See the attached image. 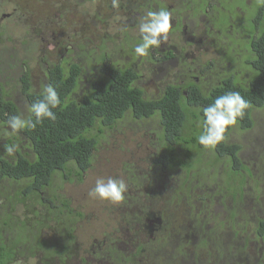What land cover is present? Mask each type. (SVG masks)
Instances as JSON below:
<instances>
[{"label": "flooded vegetation", "instance_id": "obj_1", "mask_svg": "<svg viewBox=\"0 0 264 264\" xmlns=\"http://www.w3.org/2000/svg\"><path fill=\"white\" fill-rule=\"evenodd\" d=\"M0 1H2L1 4H4L3 0ZM67 1L63 0L61 7L67 5ZM216 1L119 0L118 7L114 8L111 5L107 11L102 13L91 11L95 15L86 19L87 24L89 22L94 24L95 20L98 22L101 20V23L105 22L108 16L117 20L107 23L108 29L112 28V34L108 35V30L104 29L105 32L96 48L98 50L97 63L91 70L96 73L97 66L103 67L106 64L120 69H131L136 74L132 85L141 89L145 99L158 98L169 87L178 88L183 97L187 96V91H193V87H201L203 91H209L213 85L220 84L222 70L216 69L217 58L214 56L215 54L219 55L220 51L217 47L219 41L225 42L224 40L227 39V42L232 44L234 42L232 38L237 39L238 37L242 40L248 38L251 33L250 29L246 27L244 12H241V18L231 21V17L236 18L235 11H233V16L227 7L234 4L236 0H221L218 4ZM8 2L12 4L11 11L0 12V30L2 27L5 28L2 25L4 23L2 20H10L16 16L12 25L14 29H19L23 34L14 38L13 43L22 49V43L25 41L24 46L27 45L26 47L29 48V45L35 44L33 42L35 39H38L39 42V38H41L47 44L46 47L39 43L40 51L44 54L40 57L44 61V66L42 68L43 79L36 83V90H40L41 86H45L51 79L52 73H49L48 69H53L64 59L67 60L65 65H70L73 62L81 63L75 59L72 60L69 54L74 53L73 45L82 47L81 43L84 42L86 45L91 42L89 39L83 38L80 43L79 41H69L67 30L65 31L61 24L56 23L54 13H42L41 15L46 17L40 20L37 15L26 10L16 0H8ZM39 2L53 9L56 0H50V2L39 0ZM248 4L250 3L248 2ZM225 5L227 6L225 7ZM161 8L168 9L173 14L168 40L159 47L151 49L147 56H137L134 47L140 42L137 28L139 18L147 10ZM59 11L60 14L71 15L72 13L71 9ZM73 27L74 25L72 29ZM93 27L96 28L94 25ZM89 28L87 26V29ZM80 29L83 27L78 26L75 30ZM233 32H235L234 36L231 35ZM8 37L7 34L4 36L5 42ZM109 37H111L113 50L107 46ZM3 44L4 42L0 45ZM17 50L19 51L13 45L11 49L0 47V62L5 59L7 63H11L10 67H16L14 70L20 75L24 71H28L34 85L30 64L27 60L25 61L22 53L16 52ZM113 51H116L118 57L114 56ZM38 54H40L39 50ZM12 57L16 59L15 62H10ZM52 57L58 60H53ZM7 68L9 66L7 67L5 64L0 65V73L4 70L7 71L5 75L0 74V84L5 86L6 98H10L18 109L24 110L27 107L24 95L18 92L10 94L11 84L15 78H11V72ZM214 70L216 73L210 74ZM83 76H85L84 73ZM86 78L87 76L85 80ZM85 82L87 85V81ZM181 103L187 113V125L183 130V137H169L156 113L149 118L137 119L140 121L141 119L154 118L155 123L158 124V131L153 132L150 142L138 143V145H143V152L138 155L137 161L134 158L133 164H130L131 169L127 177L122 178L128 185L125 199L120 203H109L101 207V210L106 208L109 210V214L113 215L108 218L106 223H101L100 232L104 233V238L100 240L93 238L90 242V251L81 248V241L75 233L81 219L87 217L86 213L74 209L70 199H67L71 208L69 211L64 208L57 210L56 202L50 200L57 194L53 187L58 190L63 187L60 184L62 178L51 177L49 184L43 183L42 187H37L31 178L12 179L0 174V264H90L88 256L107 260L106 262L109 264H148L147 248L152 247V244L164 249L166 255L177 257V254L185 248L182 246L187 241L191 245L195 243L198 247L201 246V249L206 252L207 259L195 264H245L249 262L250 258L255 264H264V238L257 236L254 230L257 221L264 219V215L256 219L254 216L256 211L261 210L259 204L262 197L258 190H253L252 187L250 189L253 192V198L247 199L245 194L248 188L245 187L248 177H243L244 175L240 172L242 166L247 165L242 160V144L229 140L230 131H228L225 141L240 145L237 153L242 163L237 172H240V175L234 174L233 166H231L229 180L226 181L228 177H225L221 187L217 185L214 190L213 188L210 191L203 189V192L199 193L201 186L196 187L195 184L199 182L200 175L205 169L221 162L223 172L227 176L228 170L225 169L230 159L227 155L218 154L211 148L200 145L197 137L190 140L189 137L193 133L199 134L202 130L199 119L201 113L197 110L199 103L189 104L186 98L181 99ZM128 118L133 119L130 116ZM6 127H4V131ZM19 136L2 134L0 157L9 162H14L19 154L29 160L33 158L27 141ZM184 138H188V140L180 142ZM102 139L103 137L100 141ZM12 143L17 144L18 148L12 156H9L4 149L5 145ZM168 150L174 151L180 158L182 156L186 161V166L177 165L167 170L161 165H156V157L163 160ZM187 150L189 153L184 154L183 152ZM205 158L211 160V163L205 165L208 168L201 171L198 166L200 161ZM138 161L142 172L135 170V164ZM188 166L191 168L186 171L185 168ZM90 169L87 168L81 176H75L72 181L67 182L70 184L74 181L82 182L84 177H88L86 172ZM99 169L98 166L97 174L89 175V177H96ZM105 170L106 167H103L101 173H104ZM168 175L170 177H163ZM156 177H159V180L163 179V182L155 184ZM225 181L236 187L231 188V184L228 187ZM40 188L42 191H39ZM38 193L41 194L40 197ZM58 194L61 195L60 192ZM226 196L230 197V201H225L231 205L226 215L228 219H220L216 230L215 227L211 229L207 226L203 227L201 224L195 226L194 221L199 220L197 219L198 215L202 216L209 210L211 211L213 204L218 205L219 199ZM44 198L49 199L48 204L42 201ZM225 201L219 204L223 205ZM240 205L242 208L248 209V214L254 216L253 220L255 221L252 224V229H249L247 225L243 226L237 223L236 216L242 211ZM179 208L182 210L172 211ZM247 216L249 220L250 217ZM198 226L199 228H197ZM185 229L188 230V233L183 232ZM190 230L192 231L190 232ZM249 230L252 233L251 238H248ZM157 233H159L163 246L159 244L158 240L151 241L155 239ZM81 250L83 253H80ZM249 252L254 255L248 258ZM87 253L89 255H86ZM197 254L200 255L199 250H197ZM237 254L238 256H236ZM210 255H212V259L208 258ZM234 256L236 257L233 258ZM231 258L233 259L229 260Z\"/></svg>", "mask_w": 264, "mask_h": 264}, {"label": "trees", "instance_id": "obj_2", "mask_svg": "<svg viewBox=\"0 0 264 264\" xmlns=\"http://www.w3.org/2000/svg\"><path fill=\"white\" fill-rule=\"evenodd\" d=\"M249 3L245 7V10L247 9L246 27L251 33L248 38L242 40L230 36V39L234 41L232 44L219 41L217 47L220 52L215 61L216 69L219 70L217 66L222 65L225 70L220 72V84L213 85L207 92L201 87H193L194 90L187 91V96L183 97L178 88L169 87L158 98L145 99L141 89L132 85L136 74L131 69H120L106 64L103 67L97 66L96 73L91 72L89 76H83L84 65L79 62L65 65L66 59L55 65L53 69H48L52 76L46 85L50 84L57 90L61 101L60 105L53 109L57 114V119L55 121L44 120L35 129H25L15 135L11 134L12 136L20 135L27 141L33 158L29 160L19 154L14 162H9L0 157V174L12 179L31 178L37 187H42L43 183L49 184L51 177L72 181L73 177L81 176L87 168L94 167L93 161H95V152L100 148V139L105 137L104 135L109 131L122 125L121 123L127 116L140 119L149 118L156 113L169 137H183V130L187 125V113L181 103L183 98L188 99L189 104L199 103L197 110L201 113L199 119L202 128V109L213 102L215 97L229 91H238L249 102L250 107L242 118H238L236 125L241 130L252 128L254 124L252 110L264 108V0H250ZM253 7H255L254 11L248 15ZM235 15V19L241 18L236 10ZM6 34L9 37L5 40L13 45V37L4 27L0 30V44L5 42ZM23 43L22 51L27 48V45L24 46ZM245 45L247 49L245 48L243 52L239 48ZM13 47L15 48L14 45ZM237 50L240 53H237ZM16 52L23 54L18 50ZM230 52L233 54H229ZM245 53L247 55L244 59L245 69H241L238 60L242 59ZM4 64L9 66L7 69L11 72V78L16 79H13L10 94L17 92L23 94L27 100V107L24 110L18 109L10 98H6L5 86L0 84V137L5 133V122L12 115H23L25 118L30 115L29 106L40 98L44 86L40 85L41 89L36 90L28 71L20 75L14 70L16 67H10L11 63L5 61ZM226 64L228 70H226ZM191 125H193L192 122ZM198 135L193 133L189 138L190 140L195 139ZM186 140L188 138L181 139L180 142ZM225 140L211 149L229 157L235 174L242 166L237 156L240 145L227 143ZM183 153L188 154L189 152L187 150ZM155 164L169 170L177 165L185 167L186 161L174 151L168 150L163 160L156 157ZM190 168L191 166H188L185 169L188 171ZM121 171V177H127L130 173L124 166ZM156 178L155 184L163 182V179ZM228 180L229 177L226 181ZM226 181L225 184L228 186L230 183ZM53 189L57 194L50 200L56 202V209L64 208L69 211L68 200L62 195L59 196L56 187ZM39 191H42V188ZM38 196L40 197L41 194L38 193ZM48 200L44 198L42 201L47 202ZM59 213L61 214V211ZM254 230L257 236L264 238V219L257 221ZM147 263L178 264V262L175 263L172 255L171 257L166 255L164 249L156 244L147 248Z\"/></svg>", "mask_w": 264, "mask_h": 264}, {"label": "rangeland", "instance_id": "obj_3", "mask_svg": "<svg viewBox=\"0 0 264 264\" xmlns=\"http://www.w3.org/2000/svg\"><path fill=\"white\" fill-rule=\"evenodd\" d=\"M3 1L4 4H1L2 1H0L1 4L0 12L11 11L12 4H10L8 0H3ZM16 1L22 4V7H24L26 10L31 11L35 15H37V18L40 20L46 17V16H42L41 15L42 13H46V14L54 13L56 23L61 24L65 31L67 30L69 41L70 40L74 42L79 41L80 43L81 39L83 38L89 39L91 42L86 45L84 44V42L81 43L83 45L82 47H79L78 45H73L74 53L69 54V56L72 57V60L75 59L77 61H80L84 66L86 65L84 72L85 75L88 76L91 72H95L92 71L91 69L97 63V56H96L98 53V50L96 49L97 44L99 43L100 38L103 36V33L105 32L104 29L108 30V35L112 34L111 33L112 28L108 29L107 23H113L114 20L115 21L117 20L116 18L114 19V17L112 16H108L106 20L104 19L105 22L101 23L100 22L101 20L99 22L95 20L94 24L93 22H89L87 24L86 19L95 15L91 11H98L99 13L107 11L109 9V6L112 5V0H93V1H85V2L84 0L81 1L68 0L66 2L67 5H64L63 7H61V5L63 4L62 3L63 0H56L55 3L56 5L54 4L53 9L48 5L44 6L39 2V0H16ZM47 1L50 2V0ZM220 1L221 0H217L216 4H218V2ZM248 2H250V0L249 1L247 0V3ZM247 3L246 0H236L234 4H231L230 6L228 5L227 10L228 11L230 10L233 16H234L233 11L236 10L238 13H240V17L242 16L241 12H244L245 13L244 18L247 21V9L245 10V7H247ZM232 6L235 8H233ZM64 9L65 10L71 9L72 10L71 15H68V13L60 14L59 10L63 11ZM254 9L255 7H253V10H250L248 12V15L252 14ZM16 18L17 17L14 16L10 20H6V19L2 20L4 22L2 23V25L5 26L6 30L9 32L10 36L13 37V39L16 37H20V35L23 34L22 32L20 33L19 29L18 30L14 29L12 25V22H14ZM233 19L235 18L231 17V21ZM73 25L74 27L72 29ZM93 25L96 28H94ZM78 26L80 28L83 27V29L75 30L76 28H78ZM87 26H89L90 28L87 29ZM68 29H70V31H68ZM234 33L235 32L231 33V35L234 36L235 35ZM110 40L111 37L107 39V46H109V48L113 50L114 47H112V42ZM224 41L226 42L228 40L225 39ZM33 42L35 43L34 45H31L30 48L23 49V51L19 46L16 45V43H12V44L16 48L20 49L19 50L20 52H23L22 56H24L25 60H27L28 64H30L32 71V80L33 83H35L34 88L36 89L37 87L36 83L43 79L42 68L44 66V61L40 59L41 55L44 54H42V51H40L41 46L39 45V43L42 46H46V47L47 44L41 38H39V42L38 39H35ZM0 47H6L7 49H11L12 45L10 41H7L6 43L4 42L3 45H0ZM246 47L247 45H245L244 47H240L239 49L244 52L245 51L244 49ZM38 50L40 54H38ZM57 50H59V48H57ZM224 50H226V48ZM63 52H65V50H63ZM113 52L115 55L113 53L112 54L118 57L116 55V51ZM237 53H240V51L237 50ZM229 54H233V53L230 52ZM217 55L218 54L214 55L215 58H217ZM237 57L239 59L241 58V56H237ZM246 57L247 55L245 53L244 57L242 56V59L238 60L239 61L238 65L241 67V69L243 68L245 69L244 59H246ZM52 59L56 60L53 57ZM15 60L16 59L14 57L10 58V62L12 61L15 62ZM4 63H5V59H2L0 65H3ZM217 67L219 70L222 71L225 70L222 67V65H218ZM233 68L235 69V65ZM226 70H228L227 64H226ZM6 73L7 71L4 70L0 74L5 75ZM214 73H216V70H214L210 74H214ZM251 115L254 120L253 127L250 130L241 131L235 124L233 127L229 129L230 131L229 140L233 142H239L242 144V160L250 168L249 169L247 165H243L240 171L244 175L243 177L245 176L248 177L247 178L248 182L245 185V187H248L245 192V194L247 195V199L253 198L252 196L253 192L250 189V187H252L253 190L257 189L262 197V200L259 204L261 210L256 211L254 215L256 219L264 215V108L253 109ZM121 124L122 125L116 127L115 130L106 133L104 135L105 137H103V139L100 141V148L98 151L95 152V161H93L94 167L90 169L88 172H86V175L88 177H84L82 182L74 181L71 184L68 183L67 181L62 180L60 184L63 185V187L59 188V190L57 189V191L61 193L63 198L71 200L72 202L71 206L74 209L86 213L87 217L81 219V221L79 222V226H77L75 229V233H77V236L81 241V248L82 249L85 248L86 250L89 251H90L89 249L90 242L93 238L99 240L104 238V233L100 232L101 223H106L108 221V218L112 217L113 215V214H109V210L106 208L101 210V207L103 205H108L111 202L97 200L89 196V191L94 186L95 179L97 178V176H99V174H101V176L103 177L111 176V177L123 178L121 177L122 167L124 166L125 168L130 170L131 169L130 164H133L134 158L137 161L138 155L142 154L143 152V145L142 144L138 145V143L145 141L150 142V140H152L153 137V132L158 131V124L155 123L154 118L141 119L140 121H137V119H130L127 116L125 117V119ZM210 163L211 160L205 158L200 161L199 163L200 165L198 166V168L201 171H204L205 168H208V166L206 167L205 165H208ZM98 166L100 167L98 175L96 177H89V175L97 174ZM231 166H232L231 163L227 162V167L225 169L228 170L226 172L227 176H225L223 172L221 162L213 164L208 169H205L203 174L200 175L199 182L195 184L196 187L201 186L202 190L200 189L199 193L203 192V189L210 191L213 188L214 190L215 186L217 185L221 187L224 178L228 177V175H231V171H232ZM103 167H106V170L104 173H101ZM141 169L142 167L139 165V161L136 162L135 164L136 172H142ZM240 172L237 173V175H240ZM163 177H170V175ZM235 187L236 186H233V184H231V188H235ZM225 200L230 201V197L226 196L225 198L219 199V203L220 202L223 203ZM219 203L218 205L213 204V206L211 207V211L209 210L206 214H203L202 216L198 215L197 219L199 220L194 221L195 226L201 224L203 225V227L207 226L211 229L212 227H215L216 230V225L219 221H221L220 219H228L226 215L230 210L231 207L230 203L226 201L225 204L223 205H220ZM240 207L242 208V205H240ZM176 210L181 211L182 209L179 208V209H174L172 211H176ZM247 211H248L247 208H242L241 213L237 214L236 220L238 224H241L243 226L247 225L249 229H252L253 227L252 224H254L255 221L253 220L254 216L252 217L250 214H248ZM242 212H246L247 214ZM241 214H242V219L240 220ZM247 215H249L250 217L249 220ZM197 228H199V226ZM191 231L192 230H190V232ZM183 232L188 233V230L185 229ZM247 233H248V238H251L252 233L250 232V230ZM155 236H156L155 239L151 241L158 240L159 244L163 246L164 244L160 241L159 233H157ZM195 241L198 240L195 239ZM197 243L199 244V242ZM182 247H185L183 251L181 253L179 252L177 254V257L173 256L175 263L178 262V264H195L207 259L206 252L203 249H201V246L198 247L195 243L191 245L190 242L187 241ZM197 250H199L200 255L197 254ZM230 251L233 250L230 249ZM234 251L236 252V250ZM80 253H83L82 250L80 251ZM184 254L185 257L183 258ZM238 254L236 256H238ZM86 255H89V253H87ZM253 255L254 254L249 252L248 258L252 257ZM169 256L171 257V255ZM211 256L212 255L208 256V258L212 259ZM236 256H234L233 258H235ZM88 257H89V261H91L90 264H109L106 262L107 260L104 259L102 260L99 257H95V258H93L92 256H88ZM233 258L229 260H232ZM245 264H255V262L253 261L252 258H250L249 262Z\"/></svg>", "mask_w": 264, "mask_h": 264}, {"label": "clouds", "instance_id": "obj_4", "mask_svg": "<svg viewBox=\"0 0 264 264\" xmlns=\"http://www.w3.org/2000/svg\"><path fill=\"white\" fill-rule=\"evenodd\" d=\"M112 6L118 7L119 0H112ZM173 14L165 8L147 10L137 25L140 42L134 47L137 56L149 54L151 49L159 47L168 40L172 28ZM60 97L52 85L42 88L40 98L29 106L30 115H12L5 123V135L18 133L25 129H35L44 120L55 121L57 114L53 109L60 105ZM249 102L238 92L229 91L214 98L213 102L202 109V130L197 136L198 143L205 148H214L226 139V134L238 118H242ZM15 143L5 145V152L12 156L17 150ZM128 185L122 178L99 176L89 191V196L111 203H120L125 199Z\"/></svg>", "mask_w": 264, "mask_h": 264}]
</instances>
